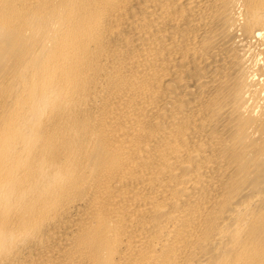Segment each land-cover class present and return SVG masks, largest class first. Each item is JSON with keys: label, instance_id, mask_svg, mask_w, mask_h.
<instances>
[{"label": "bare ground", "instance_id": "bare-ground-1", "mask_svg": "<svg viewBox=\"0 0 264 264\" xmlns=\"http://www.w3.org/2000/svg\"><path fill=\"white\" fill-rule=\"evenodd\" d=\"M0 264H264V0H0Z\"/></svg>", "mask_w": 264, "mask_h": 264}]
</instances>
